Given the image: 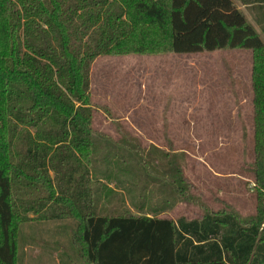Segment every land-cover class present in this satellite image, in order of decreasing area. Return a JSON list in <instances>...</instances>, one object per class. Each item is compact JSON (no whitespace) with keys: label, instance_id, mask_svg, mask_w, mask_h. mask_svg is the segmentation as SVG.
<instances>
[{"label":"trees","instance_id":"obj_1","mask_svg":"<svg viewBox=\"0 0 264 264\" xmlns=\"http://www.w3.org/2000/svg\"><path fill=\"white\" fill-rule=\"evenodd\" d=\"M240 1L264 34V0ZM226 49L253 55L259 219L211 209L157 217L195 201L185 153L144 147L119 122L118 136L97 130L92 65ZM30 213L64 229L73 219L83 264H264V42L233 0H0V264L38 244L39 234L20 236Z\"/></svg>","mask_w":264,"mask_h":264},{"label":"rangeland","instance_id":"obj_2","mask_svg":"<svg viewBox=\"0 0 264 264\" xmlns=\"http://www.w3.org/2000/svg\"><path fill=\"white\" fill-rule=\"evenodd\" d=\"M233 3L264 42L250 8L240 0ZM252 70L251 51L241 49L190 55L102 56L93 63L91 98L97 130L118 136L119 122L144 147L153 144L185 153L182 168L196 202L180 203L157 217L195 219L202 217L204 209H211L232 211L244 224L259 219L252 173ZM138 196L137 203L151 205ZM158 204L159 200L153 202ZM28 216L31 221L22 225L20 236L39 234L38 244L29 247L20 242L19 264H83L77 248L71 245L73 219L64 220L69 224L64 229L67 225H40L36 215ZM56 229L61 234L50 238ZM45 240L56 248H41Z\"/></svg>","mask_w":264,"mask_h":264}]
</instances>
